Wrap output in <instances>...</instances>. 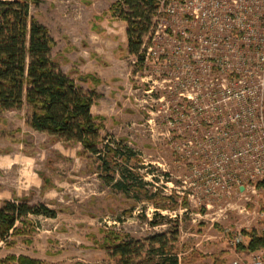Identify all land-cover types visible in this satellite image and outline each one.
<instances>
[{
  "label": "rangeland",
  "instance_id": "obj_1",
  "mask_svg": "<svg viewBox=\"0 0 264 264\" xmlns=\"http://www.w3.org/2000/svg\"><path fill=\"white\" fill-rule=\"evenodd\" d=\"M116 1L40 0L31 5V14L55 40L52 55L60 69L84 90L100 95L91 109L102 124L98 149L103 154L107 145H120L133 155L128 160L116 157L118 164L105 170L99 154L81 142L53 141L34 129L27 103L0 108V206L24 198L56 210L55 216L29 214L18 221L17 231L0 243V259L24 255L52 264H119L102 246L111 230L144 246L142 257L159 246L150 238L165 234L181 264H264V249L247 252L237 247L249 242L244 231L264 227V185L258 182L255 190H242L230 184L225 196L200 192L193 200L188 193L196 187L183 182L193 178L192 163L179 154L177 142L188 139L189 131L179 136L182 123L173 110L179 95L165 81L172 66L165 63L162 40H152L165 26L178 30L179 23L165 12L175 0H165L163 7V0H156V10L146 9L150 24L142 53L147 57L152 43L160 58L143 60L129 51L127 21L109 11ZM165 45L171 53L173 45L167 40ZM79 74H93L100 81H80ZM228 128L227 136L198 138L201 146L193 162L202 176L211 171L219 176L214 163L220 153L264 142L255 144L249 124L228 122ZM124 169L130 173L123 175ZM236 170L238 166H229L230 174ZM122 180L142 190H123L116 185Z\"/></svg>",
  "mask_w": 264,
  "mask_h": 264
},
{
  "label": "built area",
  "instance_id": "obj_2",
  "mask_svg": "<svg viewBox=\"0 0 264 264\" xmlns=\"http://www.w3.org/2000/svg\"><path fill=\"white\" fill-rule=\"evenodd\" d=\"M165 5L163 0L161 6ZM165 12L180 26L171 30L160 24L152 40H162L165 63L172 66L165 81L179 95L173 109L182 123L179 136L189 131L188 139L177 142L179 154L192 163L193 178L183 182L196 189L188 196H225L230 184L255 190L264 181V142L257 144L264 140V0H175L168 2ZM166 40L173 45L171 53L165 50ZM158 52L150 43L144 57L159 59ZM228 122L249 124L257 145L220 153L214 163L219 176L212 171L202 176L193 162L201 146L198 138L229 135ZM229 166H238V172L230 174ZM202 184L205 187L198 191ZM260 215L264 221V212Z\"/></svg>",
  "mask_w": 264,
  "mask_h": 264
},
{
  "label": "trees",
  "instance_id": "obj_3",
  "mask_svg": "<svg viewBox=\"0 0 264 264\" xmlns=\"http://www.w3.org/2000/svg\"><path fill=\"white\" fill-rule=\"evenodd\" d=\"M39 3L40 0H0V108H19L27 103L31 109L29 124L34 129L46 132L53 141L81 142L86 150L99 154L102 168L109 170L112 164H118L116 157L128 160L133 151L120 145L115 148L107 145L103 154L98 149L102 124L91 109L100 95L94 89L84 90L72 75L60 69L59 61L52 55L55 40L48 28L31 14V5ZM158 6L156 0H117L109 9L114 17L127 21L129 51L142 60L143 37L150 24L146 9L156 10ZM78 79L100 81L93 74H79ZM127 171L124 169L123 175ZM116 185L123 190H142L125 180ZM259 185H264V181ZM29 214L55 216L56 210L44 204L31 205L24 198L4 201L0 206V243L16 232L17 222ZM243 233L249 242H239L238 249L247 252L264 249V230ZM150 239L159 246H152L144 257L141 256L144 246L137 247L138 242L125 240L115 231L107 232L102 246L119 259V264H181L168 246L165 234ZM11 263L52 264L24 255L0 259V264Z\"/></svg>",
  "mask_w": 264,
  "mask_h": 264
}]
</instances>
